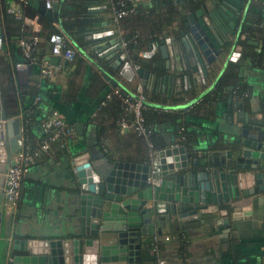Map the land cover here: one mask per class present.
<instances>
[{
	"label": "crops",
	"instance_id": "1",
	"mask_svg": "<svg viewBox=\"0 0 264 264\" xmlns=\"http://www.w3.org/2000/svg\"><path fill=\"white\" fill-rule=\"evenodd\" d=\"M38 1L41 4L42 0ZM110 2L60 1L63 5L58 7L56 20L50 19L48 24L53 30L61 32L66 45L73 51L71 60L58 58L56 63H52L47 59L52 57L47 40L48 29L46 23H38L36 17L32 18V23L24 21L29 28L27 30L37 37L32 63L17 67V63L24 61L21 48L15 40L3 36L0 47V100L7 117L18 116L20 119L21 145L37 148L42 137L39 123L53 111L74 129V138L70 142L64 146L51 143L34 157L21 179L16 207L2 205L0 243L6 249L3 264H10L9 258L15 255H24L27 246L41 248L43 239L79 232V193L85 191L81 189L76 175L75 163L78 160H89L91 164L101 167H106L108 160L152 164L159 149L182 146L189 154L187 169L198 171L191 165L193 160H205L207 155L221 156L220 151L210 146L222 144L225 117L247 111L248 102L253 105V112L264 115L263 42H258L256 47L250 45L248 51L244 48L245 51L239 54L236 62H231L226 73L223 74L222 70L214 85L194 101H191V94L186 96L185 93L182 97L173 94L165 98L163 93L155 90L150 76L145 85L129 83L121 77L118 80L123 87L113 85L98 67L116 74L106 65L113 57H107L106 61L101 56L108 55L106 51L116 43L120 52H125L127 56L139 55V51L147 48L150 39L156 38L166 22L172 19L179 22V17L171 15V6L162 5L163 0H138L133 13L114 20ZM88 7H94L90 12L96 13L94 17L102 22L99 28L105 29V39L112 42L107 43L110 48L105 46L97 53L91 49V43L84 39L86 30L80 27L85 25L76 24L77 18L85 21ZM249 15L254 20L252 26L264 21V0H253ZM64 22L72 32V39L63 30ZM4 31L5 24L1 22L0 34ZM251 32L252 36L257 37L254 31ZM132 34L137 36L135 42L122 47L120 35L127 39ZM73 40L92 61L79 53ZM160 58L157 49L151 59ZM44 62L57 64L59 69L51 77L42 76L38 69ZM237 86L239 91L233 92L232 89ZM2 87L8 90L4 96L5 102ZM113 88L129 95H135L138 91L144 95V113L151 125V159H148L150 150L143 137L130 129L119 128L117 119L121 115V108L117 99L104 97ZM21 90L25 93L22 98ZM151 103H162L164 107ZM76 124L80 125L78 130ZM248 201V214L242 211L241 219L237 220L232 219L229 206L222 204L223 209L228 208L226 217L220 216V219H228L225 223H215L219 211L196 217L190 214L180 219L176 215L171 216L165 227L161 228V234H154L155 240L152 236L141 238L138 258L128 264H153L157 256L164 260V264H264V188L249 195ZM200 219L203 223L195 226ZM174 223L178 227L175 228ZM184 223L189 226L184 227ZM153 243L158 246L157 253L152 251Z\"/></svg>",
	"mask_w": 264,
	"mask_h": 264
},
{
	"label": "water",
	"instance_id": "2",
	"mask_svg": "<svg viewBox=\"0 0 264 264\" xmlns=\"http://www.w3.org/2000/svg\"><path fill=\"white\" fill-rule=\"evenodd\" d=\"M50 1L49 8L38 0L27 3L42 16L56 20L61 0ZM163 1L162 5L171 6V15L183 14V17L182 24L176 19L166 22L156 38L148 42L146 49L152 44L157 46L161 56L157 60L142 58L138 53L129 57L120 52L117 43L108 47L107 43L112 42L105 39V29L99 28L102 22L96 20V13L90 12L94 7H88L82 24L85 26L80 28H85L84 39L91 43L94 53L105 46L110 48L106 51L110 56L101 57L106 61L107 57H113L106 65L116 74L98 67L113 85L123 87L118 77L145 85L150 76L155 90L165 98L173 94L182 97L185 93L186 96L191 94V101H194L214 85L229 62H236L241 49L236 41L239 36L243 39L247 35L244 33L247 31L241 34L240 31L244 29L251 0ZM250 26L248 31H254L260 41L248 40L246 44L264 43V21ZM73 43L79 53L88 57L79 44L74 40ZM47 59L52 63L58 60L55 56ZM151 104L164 107L162 103ZM238 106L240 109V104ZM224 119L222 144L210 146L220 151L221 156L207 155L205 160H193L191 165L198 171L187 169L189 154L182 146L159 149L152 161L156 165L154 176L160 177L158 185L146 181L152 165L149 162L134 164L108 160L107 166L101 167L89 160H78L76 175L85 191L79 193V232L43 239L41 248L27 246L24 255L9 258V263L128 264L137 260L141 238L161 234V228L173 215L180 219L190 214L196 217L219 211L215 223H225L226 219H220L228 213V208H222L224 204L229 206L233 220L241 219L242 211L243 214L249 211L248 196L264 188V115L253 112V105L248 102L247 111L230 114ZM75 127L78 130L80 125ZM20 146V119L7 117L0 100V222L2 176ZM202 223L200 219L195 226ZM187 224L184 223V227L189 226ZM173 226L178 227L176 223Z\"/></svg>",
	"mask_w": 264,
	"mask_h": 264
},
{
	"label": "built area",
	"instance_id": "3",
	"mask_svg": "<svg viewBox=\"0 0 264 264\" xmlns=\"http://www.w3.org/2000/svg\"><path fill=\"white\" fill-rule=\"evenodd\" d=\"M28 0H5V11L12 15L14 18H21L20 4L27 3ZM138 0H111L110 12L114 20L121 19L122 17L129 15L135 11V6ZM50 0L44 1V7H50ZM35 18V17H33ZM23 21L32 23V18H23ZM120 44L125 47L129 43L135 42L136 34L130 35L127 39L121 36ZM50 45V55L65 60H71L73 57V51L69 48L63 36L59 33H51L47 38ZM37 37L31 36L28 39L21 38L18 44L21 48V53L24 58L23 62L17 63V67H22L25 63H32L35 59L34 48L36 45ZM1 47V38H0ZM155 51V46L152 44L149 49L139 51V56L142 58H149ZM59 69L57 64H51L44 62L39 66L38 72L42 76L51 77ZM104 97L110 99L116 98L119 107L121 108V115L117 119V124L120 129H130L138 136L143 137L146 140L147 146L150 150L148 159L152 157V144L149 141L151 134V125L145 121L144 108L145 97L138 91L135 95H129L121 93L117 88H113L108 91ZM37 97L35 98V100ZM42 131V137L37 145V148H31L28 145H21L19 149L12 155V163L7 166L2 178V205L8 208H14L17 205V201L20 194V183L23 175L27 172L29 166L33 163L34 157L40 152L48 148L51 143H57L60 146H64L74 138L73 126L66 122L60 114L53 111L49 116L44 118L39 123ZM155 166L151 165L149 175L146 181L152 185H158L160 183L159 177H154ZM155 240V237H152ZM152 251L157 253L156 245L153 246ZM153 264H164V260L157 256Z\"/></svg>",
	"mask_w": 264,
	"mask_h": 264
},
{
	"label": "trees",
	"instance_id": "4",
	"mask_svg": "<svg viewBox=\"0 0 264 264\" xmlns=\"http://www.w3.org/2000/svg\"><path fill=\"white\" fill-rule=\"evenodd\" d=\"M45 0H42L41 4L44 3ZM63 3V2H62ZM61 3V4H62ZM60 4V5H61ZM5 5H6V2L5 0H0V23H4L5 24V31L4 33L2 32V34H0V38H1V47H2V43H3V36H5L7 39H11V40H15L16 44L18 43V41L21 39V38H25V39H28L30 38L31 36H33V33H31L29 30V28L24 24V21H23V18L26 17V18H33V17H36L37 20H38V23L40 24H43V23H46V29H48V35H47V38L48 36L51 34V33H59L61 34V32H57L56 30H53L51 27H50V24L49 23V20L48 18L42 16L41 14H39L35 9L31 8L30 5H28V3H25V4H20V9H21V15L22 17L21 18H14L12 15L8 14L6 11H5ZM63 5V4H62ZM61 5V7H62ZM250 13V9H248L247 11V14H246V17H245V24H244V30L245 31H248V29L252 28L250 25L252 22H254L253 19H251V16L249 15ZM83 14V13H82ZM81 14V15H82ZM80 18V17H79ZM262 22V20H261ZM83 22H81V18L80 19H76V24L78 26H81ZM257 23V22H256ZM67 25H65V22H64V32L67 33V35L72 39L71 35H72V32H70L69 28H66ZM28 29V30H27ZM250 31V30H249ZM62 35V34H61ZM231 66V62L228 63L225 71L223 72V74L226 73L227 71V68H229ZM1 73V71H0ZM223 74L221 75V77L223 76ZM220 77V78H221ZM233 79V78H232ZM218 83V82H217ZM228 83H231L230 81ZM235 83V82H234ZM238 87V86H237ZM3 91V95H2V98H3V101L5 102V94L8 93V90H7V87H2L1 88V92ZM233 92H236V90H232ZM237 91H239V87L237 88ZM25 93L23 94V90H21V98L24 97ZM36 97V96H35ZM9 102V101H8ZM118 102V101H117ZM118 107H119V103H118ZM120 108V107H119ZM120 110V109H119ZM144 113V112H143ZM34 116V115H33ZM144 118H145V121L149 123V120H147V118L145 117V113H144ZM24 143H27V140H24ZM32 148V147H31ZM5 245L3 247V244L0 243V264H3L4 263V260H5V257H6V251H5Z\"/></svg>",
	"mask_w": 264,
	"mask_h": 264
},
{
	"label": "flooded vegetation",
	"instance_id": "5",
	"mask_svg": "<svg viewBox=\"0 0 264 264\" xmlns=\"http://www.w3.org/2000/svg\"><path fill=\"white\" fill-rule=\"evenodd\" d=\"M252 1L253 0H251V2L249 3V6H248V9H250V6H251V3H252ZM181 17H183V14L182 15H180L179 16V23L180 24H182V19H181ZM260 24V23H259ZM245 30L243 29L242 30V32L240 31V34L241 33H243ZM244 33H246L247 35L246 36H244V38L243 39H241L240 38V36H239V38L237 39V41H236V45H238V46H240V53L241 52H243V51H248L249 50V48L251 47L250 45H253V44H246V41H248V40H250V41H254V38L256 39L255 41H259L258 39V37H254V36H252L253 35V32H251V31H247V32H244ZM253 46H257V45H253ZM244 48H246L245 50H244ZM156 51H157V46L155 47V51L153 52V54L151 55V57H149V58H152L153 57V55H155V53H156ZM227 67V66H226ZM225 67V68H226ZM225 68H223V71H225ZM232 90H237V87H234ZM154 235H152V237H153ZM155 244L153 243V245H152V248H153V246H154ZM156 247H158L157 245H156ZM158 249V248H157ZM156 254V253H155Z\"/></svg>",
	"mask_w": 264,
	"mask_h": 264
}]
</instances>
